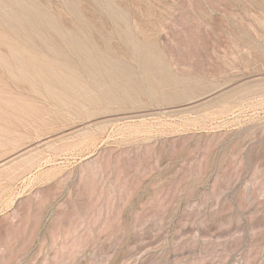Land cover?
<instances>
[{
    "label": "rangeland",
    "instance_id": "374dc122",
    "mask_svg": "<svg viewBox=\"0 0 264 264\" xmlns=\"http://www.w3.org/2000/svg\"><path fill=\"white\" fill-rule=\"evenodd\" d=\"M0 264H264V0H0Z\"/></svg>",
    "mask_w": 264,
    "mask_h": 264
},
{
    "label": "bare ground",
    "instance_id": "6f19581e",
    "mask_svg": "<svg viewBox=\"0 0 264 264\" xmlns=\"http://www.w3.org/2000/svg\"><path fill=\"white\" fill-rule=\"evenodd\" d=\"M94 64V63H93ZM112 64V63H111ZM96 65V64H95ZM88 67V66H87Z\"/></svg>",
    "mask_w": 264,
    "mask_h": 264
}]
</instances>
